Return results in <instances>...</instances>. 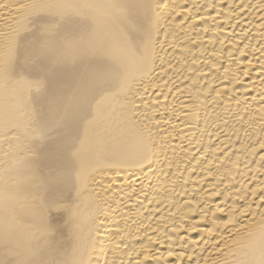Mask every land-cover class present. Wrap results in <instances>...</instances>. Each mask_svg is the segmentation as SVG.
I'll return each mask as SVG.
<instances>
[{"label":"bare ground","instance_id":"6f19581e","mask_svg":"<svg viewBox=\"0 0 264 264\" xmlns=\"http://www.w3.org/2000/svg\"><path fill=\"white\" fill-rule=\"evenodd\" d=\"M0 264H264V0H0Z\"/></svg>","mask_w":264,"mask_h":264}]
</instances>
